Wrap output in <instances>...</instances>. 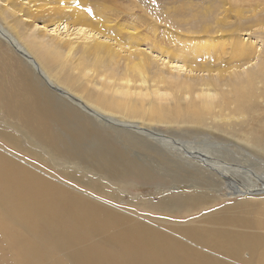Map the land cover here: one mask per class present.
Masks as SVG:
<instances>
[{
    "label": "bare ground",
    "instance_id": "obj_1",
    "mask_svg": "<svg viewBox=\"0 0 264 264\" xmlns=\"http://www.w3.org/2000/svg\"><path fill=\"white\" fill-rule=\"evenodd\" d=\"M53 27L55 33L67 28ZM0 39L31 69L0 59V140L21 152L24 143L38 151L41 156L26 154L45 168L0 145V264H264L262 244L233 229L252 223L220 208L226 198L246 195L233 209L248 210L260 204L248 195H264V176L238 163L239 157L264 158V113L249 104L257 72L246 70L247 79L227 85L220 107L234 113L212 116L196 104L153 113L156 123L181 128L166 132L204 137L216 159L207 149L142 128L136 110L117 119L81 104L1 24ZM145 64L133 67L141 73ZM218 146L229 158L218 156ZM135 184L163 197L137 201L126 193ZM181 184L188 192H174Z\"/></svg>",
    "mask_w": 264,
    "mask_h": 264
},
{
    "label": "rangeland",
    "instance_id": "obj_2",
    "mask_svg": "<svg viewBox=\"0 0 264 264\" xmlns=\"http://www.w3.org/2000/svg\"><path fill=\"white\" fill-rule=\"evenodd\" d=\"M0 24L32 55L52 83L78 97L81 104L117 119L136 110L142 128L153 127L175 140L190 142L187 146L207 149L208 155L217 153L214 147H206L204 137L182 138L175 133L181 128L156 123L153 113H176L192 104L200 110L207 106L204 113L212 116L234 113L232 106L220 107L230 91L227 85L247 79L245 72L252 69L257 72V82L248 88L253 93L249 104L256 113H264V0H0ZM57 24L67 28L52 32ZM89 35L93 40L84 39ZM97 44L109 50L98 53L93 50ZM0 59L31 70L1 39ZM140 62L146 66L138 73L133 66ZM172 63L183 68L174 69ZM33 76L37 77L34 72ZM170 130L175 132H166ZM0 145L44 168L39 159L26 154L40 153L25 143L22 152L1 140ZM217 150L220 158L226 157L225 149L218 146ZM238 159L264 176L263 157L255 158L257 163ZM177 189L174 192H188L184 184ZM126 193L148 203L163 197L156 194V188L137 184ZM244 198L246 195L228 197L220 208L247 218L251 226L233 229L254 236L264 247V195L247 196L252 203H260L255 207L233 209L235 202ZM247 211L253 213L245 214Z\"/></svg>",
    "mask_w": 264,
    "mask_h": 264
}]
</instances>
